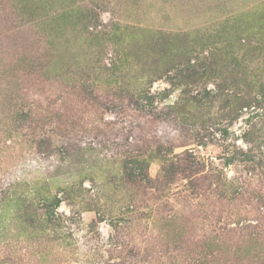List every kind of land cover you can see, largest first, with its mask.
Listing matches in <instances>:
<instances>
[{"label":"rangeland","instance_id":"1","mask_svg":"<svg viewBox=\"0 0 264 264\" xmlns=\"http://www.w3.org/2000/svg\"><path fill=\"white\" fill-rule=\"evenodd\" d=\"M0 264H264V0H0Z\"/></svg>","mask_w":264,"mask_h":264},{"label":"trees","instance_id":"2","mask_svg":"<svg viewBox=\"0 0 264 264\" xmlns=\"http://www.w3.org/2000/svg\"><path fill=\"white\" fill-rule=\"evenodd\" d=\"M131 177H132V175H130ZM134 177V176H133ZM56 204H57V206L59 205V203L58 202H56Z\"/></svg>","mask_w":264,"mask_h":264}]
</instances>
